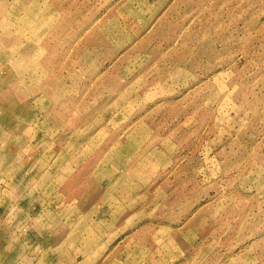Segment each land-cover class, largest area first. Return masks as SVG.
Wrapping results in <instances>:
<instances>
[{"label": "rangeland", "instance_id": "rangeland-1", "mask_svg": "<svg viewBox=\"0 0 264 264\" xmlns=\"http://www.w3.org/2000/svg\"><path fill=\"white\" fill-rule=\"evenodd\" d=\"M0 264H264V0H0Z\"/></svg>", "mask_w": 264, "mask_h": 264}]
</instances>
